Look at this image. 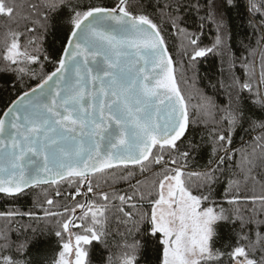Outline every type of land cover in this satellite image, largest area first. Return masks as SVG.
Returning <instances> with one entry per match:
<instances>
[{
    "label": "snow or ice",
    "instance_id": "1",
    "mask_svg": "<svg viewBox=\"0 0 264 264\" xmlns=\"http://www.w3.org/2000/svg\"><path fill=\"white\" fill-rule=\"evenodd\" d=\"M187 7L201 27L215 25L211 46H201L184 26L179 0H26L23 6L0 0V74L14 76V91L0 108V196L15 201L38 186L67 183L72 201L63 211H52V198L34 205L51 223L40 234L56 241L47 264H91L85 246L108 248L113 210L129 232L158 238L159 264H264V180L253 175H264V55L259 79L245 65L243 76L220 84L227 105L217 110L209 100L203 106L212 119L211 126L205 121L212 153L198 171L189 169L201 145L188 136L193 121L176 78L177 64L191 66L225 45L233 10L243 7L264 24V0H196ZM164 25L181 37L176 56ZM241 129L259 133L251 137V151L231 147ZM129 166L154 176L146 194L139 180L131 194L104 191L96 182ZM186 172L200 180L195 190ZM226 175L253 189L241 190V180L229 178L223 203L213 199ZM24 216L39 219L31 209L0 211L8 222L0 227V264H33L35 236L12 239L11 223ZM143 247V239H125L107 264H139Z\"/></svg>",
    "mask_w": 264,
    "mask_h": 264
},
{
    "label": "trees",
    "instance_id": "2",
    "mask_svg": "<svg viewBox=\"0 0 264 264\" xmlns=\"http://www.w3.org/2000/svg\"><path fill=\"white\" fill-rule=\"evenodd\" d=\"M15 2L23 6L26 0H15ZM84 3L96 2V0H83ZM106 3H110L111 0H105ZM135 2V0H133ZM155 2V0H153ZM161 3L167 2V0H160ZM175 3V0H171ZM179 2L185 6L179 13L183 17L184 26L191 32H196L200 38L201 46H211L217 35L216 27L210 22H205L203 27L200 26L199 20L196 14L187 6L195 4L196 0H179ZM206 0H201V3H205ZM4 24V20L0 19V25ZM165 36L168 40V44L173 56H176V49L181 43V37L173 33L168 25H164ZM22 22H21V31ZM54 37L49 35L45 40V47L51 51L52 42ZM262 55H264V24L261 23L260 17H250L243 9L240 8L239 13L233 10L228 14V36L225 41V45L215 50L212 53L207 54L205 57L198 58L191 66H188L187 60L184 61V66L180 64L176 65V78L178 86L180 87L182 94L184 95L186 102L189 105L190 118L193 121L189 130L188 136L194 138V142L199 143L201 146L197 152L193 153V158L190 161V171H198L207 164L211 153L212 144L207 139L205 121L209 126L212 124L211 116H205L202 111L203 106L210 100L211 104L215 106V109H220L228 103V93L226 89L221 88L220 84L229 83L231 76L234 74L237 77L243 76L245 73V65L250 73H254L256 79H259L262 71ZM179 59V57H177ZM40 66L36 65L34 70L39 71ZM50 70V69H45ZM14 81L12 73L0 74V108L5 106V101L11 89V84ZM25 82L29 85L35 83L25 78ZM247 95V93H245ZM14 98V97H13ZM216 119H219L217 115ZM248 126L245 125L246 129ZM258 132H246L244 129L238 130L234 135L232 148L239 150L242 147L251 151L252 140L251 137L258 136ZM204 140H201V137ZM183 150V147H181ZM153 173L159 171L153 169ZM237 170L233 168V172ZM129 173H134L130 179H122L121 177H128ZM259 170L254 172L253 175L257 176L258 180H264V175H259ZM154 176L150 173L147 176H141L139 168L133 169L129 166L128 171L118 170L115 173H108L106 175L98 176L96 182L100 188L104 191L111 192L116 190L118 192H128L131 194L132 186L136 185V181L141 183L139 187L145 191V194L150 189L151 182ZM229 178L241 180V190L251 191L253 185L249 184L247 188L244 187L243 178L237 176H224L221 177L220 182L214 186L215 192L219 195H214L213 199L223 203L222 197L224 189L227 186ZM184 179L193 190L200 183V180L196 177H189L187 172ZM255 190L259 192L261 190L260 184L257 183ZM57 190L65 193L63 197H56ZM69 191V185L62 183L61 187L57 189L56 185H41L33 189L30 192H26L25 195L19 197L13 201L5 199L0 196V211L8 208H17L22 212L28 210H34L36 216L39 219H30L27 216L17 217L14 222L11 223L12 239L16 240L19 237L23 240L25 237L32 238L35 236L34 243L29 248V255L33 264H47V261L52 257L56 250L55 238L51 235H41V229L51 227V223L45 224L43 220V209L41 207H34V205L41 204L46 198H52L56 200V205L52 206V211H63V206L72 205V201L67 199V193ZM91 198V196H90ZM83 196L79 198V202H83ZM138 207L142 205V202L136 201ZM44 207H48L44 205ZM146 207V205H144ZM242 207H251V205H242ZM8 222L0 218V227H3ZM130 226L123 225L117 218L115 210L111 213V219L109 221L108 229V248L104 245L93 242L91 245L85 246L90 252L91 264H107V258L112 253H119L121 250L118 248L119 244H122L126 239L131 242L133 238L143 239L144 247L139 255V264H159L158 256L160 253L157 250L158 238L153 239L151 237L145 238L143 232L137 235L135 231L129 232ZM238 227V225H237ZM224 230L228 231V226H224ZM123 234V235H121Z\"/></svg>",
    "mask_w": 264,
    "mask_h": 264
}]
</instances>
